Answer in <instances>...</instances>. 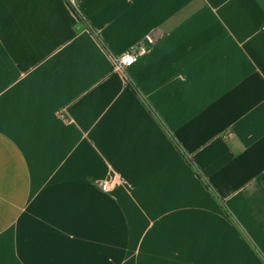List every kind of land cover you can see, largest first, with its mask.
Listing matches in <instances>:
<instances>
[{
	"label": "crops",
	"instance_id": "obj_1",
	"mask_svg": "<svg viewBox=\"0 0 264 264\" xmlns=\"http://www.w3.org/2000/svg\"><path fill=\"white\" fill-rule=\"evenodd\" d=\"M192 6L0 0V264H264V0Z\"/></svg>",
	"mask_w": 264,
	"mask_h": 264
},
{
	"label": "built area",
	"instance_id": "obj_2",
	"mask_svg": "<svg viewBox=\"0 0 264 264\" xmlns=\"http://www.w3.org/2000/svg\"><path fill=\"white\" fill-rule=\"evenodd\" d=\"M152 43H153V40L150 37H147L146 43L143 42L138 47L116 56L114 59L115 68L122 72L125 71L127 67L135 63L137 59L147 51V49L149 48V45ZM113 184H115V179L108 178V179L103 180L100 183V186L103 190H107L111 188Z\"/></svg>",
	"mask_w": 264,
	"mask_h": 264
},
{
	"label": "snow or ice",
	"instance_id": "obj_3",
	"mask_svg": "<svg viewBox=\"0 0 264 264\" xmlns=\"http://www.w3.org/2000/svg\"><path fill=\"white\" fill-rule=\"evenodd\" d=\"M201 4H202V0H193V6H192V8L185 9L184 15H189L192 10H194L195 8L200 7ZM182 18L183 17L176 18L175 19V23H179ZM261 78L264 79V77H261ZM3 227H6V225H4L2 222H0V230H2Z\"/></svg>",
	"mask_w": 264,
	"mask_h": 264
},
{
	"label": "trees",
	"instance_id": "obj_4",
	"mask_svg": "<svg viewBox=\"0 0 264 264\" xmlns=\"http://www.w3.org/2000/svg\"><path fill=\"white\" fill-rule=\"evenodd\" d=\"M70 7L72 8L73 12L76 14V16L79 18L80 21H83V17L82 15L79 13V11L77 10V8L72 4L69 3ZM190 160V163L193 164L192 160ZM197 171V170H196ZM197 173L200 175V173L197 171Z\"/></svg>",
	"mask_w": 264,
	"mask_h": 264
}]
</instances>
